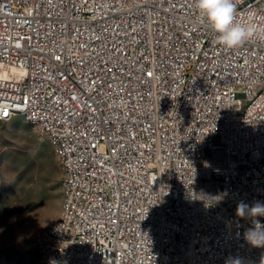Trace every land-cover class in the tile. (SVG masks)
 Returning <instances> with one entry per match:
<instances>
[{
  "label": "built area",
  "instance_id": "2783aa9c",
  "mask_svg": "<svg viewBox=\"0 0 264 264\" xmlns=\"http://www.w3.org/2000/svg\"><path fill=\"white\" fill-rule=\"evenodd\" d=\"M236 3L226 48L194 0H0V103L75 159L42 264H264L236 215L264 203V0Z\"/></svg>",
  "mask_w": 264,
  "mask_h": 264
},
{
  "label": "rangeland",
  "instance_id": "374dc122",
  "mask_svg": "<svg viewBox=\"0 0 264 264\" xmlns=\"http://www.w3.org/2000/svg\"><path fill=\"white\" fill-rule=\"evenodd\" d=\"M60 170L37 126L22 117L0 121V264H42L32 237L59 217L60 192L48 188Z\"/></svg>",
  "mask_w": 264,
  "mask_h": 264
},
{
  "label": "clouds",
  "instance_id": "9594fccd",
  "mask_svg": "<svg viewBox=\"0 0 264 264\" xmlns=\"http://www.w3.org/2000/svg\"><path fill=\"white\" fill-rule=\"evenodd\" d=\"M198 15L216 33L218 40L226 48L241 45L253 30L234 23L237 9L236 0H194ZM238 217H252L251 228L244 233L245 240L253 247H264V224L255 217L264 216V203L255 202L251 206L241 201L237 204Z\"/></svg>",
  "mask_w": 264,
  "mask_h": 264
},
{
  "label": "bare ground",
  "instance_id": "6f19581e",
  "mask_svg": "<svg viewBox=\"0 0 264 264\" xmlns=\"http://www.w3.org/2000/svg\"><path fill=\"white\" fill-rule=\"evenodd\" d=\"M259 20L264 21V11H259ZM17 117H22L26 122L37 126L44 133L54 149L56 160L61 169H72L75 166V159L71 157V147H62V142H69V135L65 131H58L57 128H49L47 130L42 128L46 127V123H53V116L35 113L31 105H23L22 99H15L9 102V98H2L0 103V121H11ZM79 161L87 162V150L79 151Z\"/></svg>",
  "mask_w": 264,
  "mask_h": 264
},
{
  "label": "trees",
  "instance_id": "16d2710c",
  "mask_svg": "<svg viewBox=\"0 0 264 264\" xmlns=\"http://www.w3.org/2000/svg\"><path fill=\"white\" fill-rule=\"evenodd\" d=\"M59 173V172H58ZM53 185L51 187L48 188V190L52 193H55L56 196L59 194L60 192V183H59V180H57V176L56 178L54 179Z\"/></svg>",
  "mask_w": 264,
  "mask_h": 264
}]
</instances>
